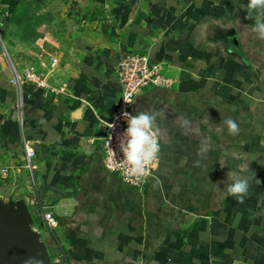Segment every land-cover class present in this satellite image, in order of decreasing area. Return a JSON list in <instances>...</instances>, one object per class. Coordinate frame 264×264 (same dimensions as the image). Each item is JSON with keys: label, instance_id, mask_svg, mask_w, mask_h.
Segmentation results:
<instances>
[{"label": "crops", "instance_id": "0c3cea01", "mask_svg": "<svg viewBox=\"0 0 264 264\" xmlns=\"http://www.w3.org/2000/svg\"><path fill=\"white\" fill-rule=\"evenodd\" d=\"M247 2L18 0L13 12L1 2L0 194L24 199L41 225L42 208L54 214L68 264H264V41L250 31ZM128 53L165 64L174 80L133 103V114L162 113L142 191L103 162ZM53 59L61 92L11 82L14 69ZM241 166L242 203L224 192L226 172Z\"/></svg>", "mask_w": 264, "mask_h": 264}, {"label": "built area", "instance_id": "2783aa9c", "mask_svg": "<svg viewBox=\"0 0 264 264\" xmlns=\"http://www.w3.org/2000/svg\"><path fill=\"white\" fill-rule=\"evenodd\" d=\"M1 6L3 5L0 1ZM58 64V59H53L49 66L43 67L44 71L34 66H29L22 70L14 69L11 82L16 86L28 82L44 89L47 93L61 92V89L51 83V73H53ZM117 75L122 87V98L116 113L106 124L105 133L102 136L103 162L108 171L118 175L129 186L142 191L153 175L159 157L148 166L145 175L133 176L129 174L127 165H122L121 163L122 154L118 148L120 133L126 127V122L123 118L119 120L115 118L122 111L133 113L134 100L146 90L151 88H169L173 86L174 80L170 77L165 64L153 60L149 55L139 53H128L120 59L117 66ZM128 100H131L132 103H127L126 101ZM113 122L116 123L115 130L112 128ZM34 157V149L27 148V166L30 170H33ZM3 172H7V170H3ZM41 215L43 225L48 229L60 250V255L54 259L53 264H68L63 246L56 236V229L58 228L56 217L51 211H46L43 208Z\"/></svg>", "mask_w": 264, "mask_h": 264}, {"label": "clouds", "instance_id": "9594fccd", "mask_svg": "<svg viewBox=\"0 0 264 264\" xmlns=\"http://www.w3.org/2000/svg\"><path fill=\"white\" fill-rule=\"evenodd\" d=\"M247 11L250 19H254V24L250 31L258 40L264 41V0H248ZM256 13L255 17L252 16ZM132 103L131 100L126 101ZM161 112L154 110L138 111L135 114L122 111L115 119L121 118L126 122V127L120 133L118 148L122 154V165H127V172L133 176H143L146 174L148 166L158 159L161 152V133L157 123ZM177 122L181 128L189 124V121L182 117H177ZM221 124L226 126L229 135H238L239 125L231 117H225ZM116 123L112 128L115 130ZM223 131V128H220ZM204 148L198 149V154L205 153ZM197 165L199 162H195ZM227 165L220 163V167ZM246 166H241L239 171L229 169L226 172V184L224 192L228 196L235 197L238 202H243L249 191V179L240 173Z\"/></svg>", "mask_w": 264, "mask_h": 264}, {"label": "water", "instance_id": "95a60500", "mask_svg": "<svg viewBox=\"0 0 264 264\" xmlns=\"http://www.w3.org/2000/svg\"><path fill=\"white\" fill-rule=\"evenodd\" d=\"M35 223L24 199L0 194V264H53L49 244Z\"/></svg>", "mask_w": 264, "mask_h": 264}, {"label": "trees", "instance_id": "16d2710c", "mask_svg": "<svg viewBox=\"0 0 264 264\" xmlns=\"http://www.w3.org/2000/svg\"><path fill=\"white\" fill-rule=\"evenodd\" d=\"M1 2L4 4H8V6L10 8V12H13L15 10L16 6L18 5V0H1ZM36 225H41V224L36 222ZM50 254L52 257V261H54V259L60 255L59 248L58 247H56V249L50 248Z\"/></svg>", "mask_w": 264, "mask_h": 264}, {"label": "rangeland", "instance_id": "374dc122", "mask_svg": "<svg viewBox=\"0 0 264 264\" xmlns=\"http://www.w3.org/2000/svg\"><path fill=\"white\" fill-rule=\"evenodd\" d=\"M41 70H43V69H41ZM35 228H36V230L38 231V232H40L41 234H42V236H43V239L46 241V242H48L47 241V235H49V237L53 240V238H52V236L50 235V233H49V231H48V229L45 227V225H36V223H35V226H34ZM56 243V242H55ZM53 262V261H52Z\"/></svg>", "mask_w": 264, "mask_h": 264}]
</instances>
